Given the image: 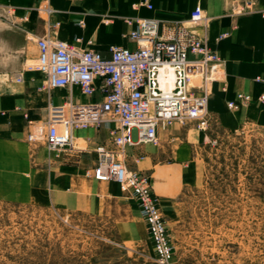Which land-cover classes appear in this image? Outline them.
Returning <instances> with one entry per match:
<instances>
[{
  "label": "crops",
  "instance_id": "crops-1",
  "mask_svg": "<svg viewBox=\"0 0 264 264\" xmlns=\"http://www.w3.org/2000/svg\"><path fill=\"white\" fill-rule=\"evenodd\" d=\"M42 1L0 0V14L7 20L0 38V200L97 208L119 188L117 182H99L89 175L95 147L108 142L106 127L75 130L71 148L52 161L43 144L27 142V120L44 118L48 102L58 104L66 95L64 89L47 90L43 74L28 67V60L37 56L34 39L40 36L54 35L107 55L112 44L135 47L125 37L135 26L129 17L179 20L197 4L210 17L207 36L223 58L225 81L214 82L209 91L206 129L194 121L176 122L158 128L156 143L124 150L126 166L149 175L152 193L162 203L197 181L200 148L210 135L232 133L248 124L264 127V109L256 100L264 92V0H251V13L236 11L247 0H47L54 10L48 16L38 9ZM224 32L227 35L217 41ZM240 91L253 100L237 110L227 108L226 102ZM73 92L77 101L94 99L76 87ZM93 182L111 189L97 188Z\"/></svg>",
  "mask_w": 264,
  "mask_h": 264
},
{
  "label": "built area",
  "instance_id": "built-area-1",
  "mask_svg": "<svg viewBox=\"0 0 264 264\" xmlns=\"http://www.w3.org/2000/svg\"><path fill=\"white\" fill-rule=\"evenodd\" d=\"M236 8L238 13L255 11L251 0ZM38 9L45 16L54 12L47 0ZM127 21L135 24L125 34L135 47L112 44L107 55L54 35L34 39L37 56L28 67L43 74L47 90L64 89L66 95L58 104L48 102L44 118L27 120L26 140L32 146L43 144L52 161L71 148L75 130L106 127L108 142L95 147V164L89 175L99 182L115 181L137 199L156 262L170 264L172 247L149 175L129 169L124 150L156 143L158 128L176 122L194 121L206 129L208 94L214 82L225 81L224 63L209 42L210 17L199 4L184 19L129 17ZM226 35L224 32L216 40ZM74 87L94 99L75 100ZM252 100L251 94L240 91L226 106L237 110ZM256 100L264 109V92Z\"/></svg>",
  "mask_w": 264,
  "mask_h": 264
},
{
  "label": "rangeland",
  "instance_id": "rangeland-1",
  "mask_svg": "<svg viewBox=\"0 0 264 264\" xmlns=\"http://www.w3.org/2000/svg\"><path fill=\"white\" fill-rule=\"evenodd\" d=\"M197 164L196 182L158 200L170 264H264V127L213 133ZM117 184L97 208L0 200V264H158L137 199Z\"/></svg>",
  "mask_w": 264,
  "mask_h": 264
},
{
  "label": "bare ground",
  "instance_id": "bare-ground-1",
  "mask_svg": "<svg viewBox=\"0 0 264 264\" xmlns=\"http://www.w3.org/2000/svg\"><path fill=\"white\" fill-rule=\"evenodd\" d=\"M124 160V159H123ZM108 182V181H107Z\"/></svg>",
  "mask_w": 264,
  "mask_h": 264
}]
</instances>
